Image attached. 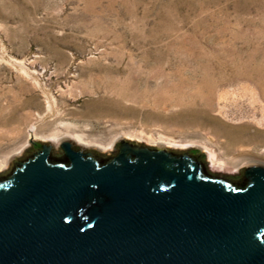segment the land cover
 Instances as JSON below:
<instances>
[{
    "label": "rangeland",
    "instance_id": "374dc122",
    "mask_svg": "<svg viewBox=\"0 0 264 264\" xmlns=\"http://www.w3.org/2000/svg\"><path fill=\"white\" fill-rule=\"evenodd\" d=\"M53 133L264 164V0H0V172Z\"/></svg>",
    "mask_w": 264,
    "mask_h": 264
},
{
    "label": "water",
    "instance_id": "95a60500",
    "mask_svg": "<svg viewBox=\"0 0 264 264\" xmlns=\"http://www.w3.org/2000/svg\"><path fill=\"white\" fill-rule=\"evenodd\" d=\"M30 142L0 172V264H264V164L231 178L196 150Z\"/></svg>",
    "mask_w": 264,
    "mask_h": 264
},
{
    "label": "bare ground",
    "instance_id": "6f19581e",
    "mask_svg": "<svg viewBox=\"0 0 264 264\" xmlns=\"http://www.w3.org/2000/svg\"><path fill=\"white\" fill-rule=\"evenodd\" d=\"M232 83H233V82H232ZM260 93H261V92H260ZM36 133H37V132H36ZM36 133L33 134L34 137H38V135H37ZM52 135L57 136V137H58V140H62V139H64L65 136H66V135L64 136L63 134L60 135V134H57V133H53ZM254 135L258 136L257 134H254ZM66 138H67V137H66ZM78 140H80V141L83 140L82 135H80V134L78 135ZM5 166H7V162H5V164H1V165H0V170L3 169ZM217 166H218V167H223V163H222V161H220L219 165H217Z\"/></svg>",
    "mask_w": 264,
    "mask_h": 264
}]
</instances>
